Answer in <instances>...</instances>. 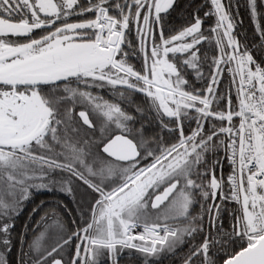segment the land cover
Returning <instances> with one entry per match:
<instances>
[{
  "label": "snow or ice",
  "instance_id": "snow-or-ice-1",
  "mask_svg": "<svg viewBox=\"0 0 264 264\" xmlns=\"http://www.w3.org/2000/svg\"><path fill=\"white\" fill-rule=\"evenodd\" d=\"M243 7L251 37L239 0H0V264H264Z\"/></svg>",
  "mask_w": 264,
  "mask_h": 264
},
{
  "label": "trees",
  "instance_id": "trees-1",
  "mask_svg": "<svg viewBox=\"0 0 264 264\" xmlns=\"http://www.w3.org/2000/svg\"><path fill=\"white\" fill-rule=\"evenodd\" d=\"M196 2L201 3L202 0H196ZM239 2L241 4V8H240V15L237 17L238 27L235 29V31L237 33H246L249 37H251V35L253 34L254 25H252L250 16L248 12L245 10V8L243 7L245 0H239ZM241 21H242V24H240ZM239 38L242 39V37H239ZM55 195L56 193L53 194L52 196H55ZM50 196L51 195L49 193L40 192L36 196V202L39 203L40 200H44L46 203L51 204V201H49L48 199L50 198ZM30 207H31L30 205L26 206V211ZM25 219H27V216L26 215L22 216L20 220L17 221V224L20 225L21 222ZM37 219H39V217H37ZM175 259H176L175 257H170L169 259H166L164 261V264H172L173 260Z\"/></svg>",
  "mask_w": 264,
  "mask_h": 264
},
{
  "label": "flooded vegetation",
  "instance_id": "flooded-vegetation-1",
  "mask_svg": "<svg viewBox=\"0 0 264 264\" xmlns=\"http://www.w3.org/2000/svg\"><path fill=\"white\" fill-rule=\"evenodd\" d=\"M41 192H45V193H49L47 191H41ZM51 196L49 199V201H51V204L56 201V200H62L64 201L65 203H68V204H71V200H72V197L71 196H68L67 194L65 193H60V192H57L55 196H52L53 194L52 193H49Z\"/></svg>",
  "mask_w": 264,
  "mask_h": 264
}]
</instances>
